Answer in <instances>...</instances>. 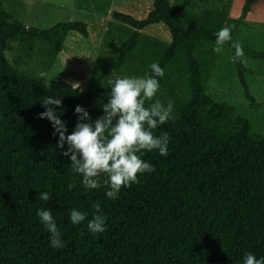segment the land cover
<instances>
[{"label": "trees", "instance_id": "1", "mask_svg": "<svg viewBox=\"0 0 264 264\" xmlns=\"http://www.w3.org/2000/svg\"><path fill=\"white\" fill-rule=\"evenodd\" d=\"M207 1L154 0L141 19L112 11L105 33L114 25V74L98 64L84 90L22 75L5 51L24 35L47 45L55 56L68 32L87 37V24L26 26L0 2V264H243L246 252L264 257V101L250 92L244 74L252 70L240 61L234 64L245 102H216L205 92L214 33L231 25L233 37L257 0H244L235 18L228 17L227 4L199 7ZM159 22L166 24L169 41L141 32ZM232 44L225 45L234 56ZM243 51L264 59V50L244 46ZM153 62L164 69V76L157 77L159 89L175 79L187 97L175 99L173 118L153 130L168 133V155L145 151L142 159L155 171L138 173L137 182L122 187L113 200L105 195L106 186L82 185V176L57 146L51 122L37 114L45 111V97L61 99L56 110L71 133L76 105L87 109L92 120L103 116L108 81L133 65L151 74ZM68 184L75 187L69 190ZM40 191L51 199L39 200ZM96 202L99 213L92 207ZM43 208L51 211L64 247L51 246L50 233L37 216ZM73 208L87 214L85 221L71 223ZM95 214L106 217L103 233L87 228Z\"/></svg>", "mask_w": 264, "mask_h": 264}, {"label": "rangeland", "instance_id": "2", "mask_svg": "<svg viewBox=\"0 0 264 264\" xmlns=\"http://www.w3.org/2000/svg\"><path fill=\"white\" fill-rule=\"evenodd\" d=\"M153 1L99 0L98 5L89 12L91 7L89 2L81 0H0L2 6L26 26L44 29L64 21H83L89 25L87 38L76 31L68 32L61 51L55 56H52L47 45L24 35H20L10 43L5 56L22 75L47 83L65 81L84 90L88 86L92 71L97 70L98 64L106 66L109 73L114 74L111 66L116 47V43L111 38L114 25L110 26V31L104 32L107 22L111 19V12L108 13V10L124 12L141 19L144 17L145 9L142 5L148 2L152 5ZM226 2L232 5L228 17L235 18L241 10L243 0H210L200 3L199 7L216 9ZM259 5L263 8L257 11ZM245 22L234 31L232 43L239 41L242 47L247 46L255 51L264 50V0L252 5L251 14ZM141 32L164 41L170 40V33L165 23L148 25ZM232 57V49L226 45L223 46L221 53L213 52L206 56L210 77L205 92L216 102H245ZM242 59L254 70L253 74L247 75V83L252 85L258 75L264 78V60L254 59L246 53ZM122 76L142 77L144 73L139 66L133 65ZM155 96L167 106L169 101L173 103L177 98L185 99L187 93L181 90L179 83L174 79L159 89ZM256 100L264 101L260 98ZM248 116L253 118L251 114Z\"/></svg>", "mask_w": 264, "mask_h": 264}, {"label": "clouds", "instance_id": "3", "mask_svg": "<svg viewBox=\"0 0 264 264\" xmlns=\"http://www.w3.org/2000/svg\"><path fill=\"white\" fill-rule=\"evenodd\" d=\"M232 27L224 26L214 33V52L221 53L223 46L232 40ZM232 47L235 48V55L231 58L233 62L245 63L240 42H233ZM150 70L151 74L146 73L142 77L116 76L109 80L111 91L108 102L103 105L104 115L95 120H92L87 109L76 105L74 114L78 118L71 133H68L66 122L60 119L56 110L62 107L61 99L45 97L42 100L45 111L37 114L38 119L47 118L51 122L53 134L59 137L57 146L65 157L70 158L72 171L82 176V185L88 189L106 186L105 195L113 200L118 198L122 187L137 182L138 173L155 171L154 165L142 159L145 151L158 150L161 156L168 155V133L155 135L153 130L173 118V103L169 101L165 106L157 99L145 106L146 101H153L159 90L157 77L164 76V69L158 62H153ZM102 176L105 177L103 180L100 179ZM67 187L71 190L75 185L68 184ZM38 199L49 201L51 196L47 191H40ZM92 207L96 213L101 210L98 202ZM86 215L73 208L70 212L71 223L80 224L85 221ZM37 216L50 233L51 246L64 247L51 211L39 209ZM87 228L93 234L103 233L106 230V217L93 215L87 221ZM242 260L243 264H264V257L257 258L251 252H246Z\"/></svg>", "mask_w": 264, "mask_h": 264}, {"label": "crops", "instance_id": "4", "mask_svg": "<svg viewBox=\"0 0 264 264\" xmlns=\"http://www.w3.org/2000/svg\"><path fill=\"white\" fill-rule=\"evenodd\" d=\"M81 1H84V2H89V4H90V9L88 10L89 12L94 8V7H96L97 5H98V1L99 0H81ZM170 1V0H169ZM154 2V1H153ZM243 2H244V0H243ZM257 2H259V0H257L255 3H253L252 5H254V4H256ZM226 4L228 5V16H229V10L231 9V7H232V5H230V2H226ZM243 4V3H242ZM252 5H251V7H250V10H249V12L247 13V15H246V17L243 19V23L241 24V25H244L246 22V19L248 18V16L251 14V9H252ZM152 6H153V4L151 5V2L149 3H147V4H145V5H142V7H144L145 9H144V11H143V16L145 17L146 16V14L152 9ZM260 6V7H259ZM258 6V9H257V11H259V10H261L260 8H263L262 7V5H259ZM112 11H114V10H112ZM112 11L111 10H108V13H112ZM241 11V10H240ZM130 13V12H129ZM239 14H240V12H239ZM239 14L238 15H236L235 17H238L239 16ZM109 15V14H108ZM135 18V17H134ZM109 22H111V19L107 22V25H108V23ZM159 23H163V22H159ZM87 24V23H86ZM107 25H106V28H107ZM240 26V25H239ZM88 28H89V25L87 24V30H88ZM106 28H105V30H104V32L106 31ZM68 34V33H67ZM67 36V35H66ZM88 36H89V31H88ZM87 36V37H88ZM151 36V35H150ZM86 37V38H87ZM65 40V39H64ZM262 60H264V59H262ZM249 67V66H248ZM251 70H252V73H245L244 74V76H245V79H246V81H248L247 80V75L248 74H253L254 73V70L251 68ZM210 77V76H209ZM262 80H263V82H262ZM248 84V87H249V90H250V92L252 93V95H254L257 99H259L260 98V100H264V78H262L260 75H258V76H256V81H253V83H252V85L250 84V83H247ZM255 98V99H256Z\"/></svg>", "mask_w": 264, "mask_h": 264}]
</instances>
